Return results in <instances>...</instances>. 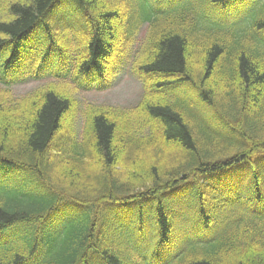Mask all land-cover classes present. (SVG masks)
<instances>
[{
  "label": "trees",
  "instance_id": "obj_1",
  "mask_svg": "<svg viewBox=\"0 0 264 264\" xmlns=\"http://www.w3.org/2000/svg\"><path fill=\"white\" fill-rule=\"evenodd\" d=\"M0 264H264V0H0Z\"/></svg>",
  "mask_w": 264,
  "mask_h": 264
},
{
  "label": "rangeland",
  "instance_id": "obj_2",
  "mask_svg": "<svg viewBox=\"0 0 264 264\" xmlns=\"http://www.w3.org/2000/svg\"><path fill=\"white\" fill-rule=\"evenodd\" d=\"M115 27L119 25L118 22H114ZM145 33V26L141 29L139 33V38L142 37ZM38 60V55L36 57ZM46 83L45 81L40 82H25L21 85H18L13 88V92L16 96H25L38 86ZM97 84V83H96ZM109 84V83H108ZM142 95V85L137 76H134L128 71L127 68H124L117 74L116 77L112 79L110 85L104 90H95L91 89L87 92H80L78 94V101L80 102L81 107L83 105H94V106H109L114 108H130L132 107ZM79 116L75 119L74 122V131L79 136L83 130V122ZM74 133V134H75ZM59 141V140H57ZM193 194L184 195V199L189 201L192 198ZM119 220L123 222V210L119 212ZM133 216H127L128 219H131Z\"/></svg>",
  "mask_w": 264,
  "mask_h": 264
}]
</instances>
